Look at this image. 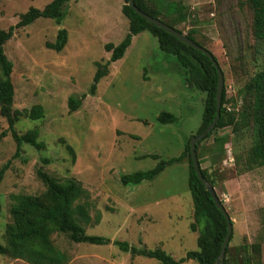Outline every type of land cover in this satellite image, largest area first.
Wrapping results in <instances>:
<instances>
[{
	"label": "rangeland",
	"instance_id": "obj_1",
	"mask_svg": "<svg viewBox=\"0 0 264 264\" xmlns=\"http://www.w3.org/2000/svg\"><path fill=\"white\" fill-rule=\"evenodd\" d=\"M50 1L0 0V29L16 24L30 7L41 10ZM157 1L186 8L185 21L175 28L184 34L196 31V40L221 67L226 98L234 99L226 106L239 110L238 90L264 67V51L253 53L254 43L248 37V9L239 0H151ZM123 4L124 0H69L60 25L38 17L15 28L4 43L12 63V110L25 111L37 104L43 109L40 119L20 116L14 129L22 134L37 128L45 148L36 150L23 143L21 154L13 158L15 142L0 115V166L9 160L0 182V243L5 242L4 228L10 221L11 195L41 193L44 185L36 171L42 169L61 180L79 181L91 205L80 216L85 233L110 239L103 244L76 243L53 233V244L69 256L65 264H158L154 258L131 256L111 240L161 248L179 264H198L185 259L187 251L197 249V233L189 229L193 211L186 162H172L138 185H122L119 175L150 169L159 159L178 156L200 125L204 94L189 85L175 57L160 50L148 31L132 36L123 56L108 65L95 93H88L96 63L109 59L104 45L118 44L128 32ZM61 27L67 31V41L57 52L47 48L46 42H53ZM71 96H83L73 112L67 107ZM160 112L173 114L175 121L159 123ZM218 136L227 138L222 152L214 140ZM251 143L246 129H215L199 147L200 166L214 180V190L232 221L230 246L250 247L258 242V264H264V166L242 168ZM228 156L233 160L226 161ZM239 252L242 255L243 250ZM0 264L29 263L0 254Z\"/></svg>",
	"mask_w": 264,
	"mask_h": 264
},
{
	"label": "trees",
	"instance_id": "obj_2",
	"mask_svg": "<svg viewBox=\"0 0 264 264\" xmlns=\"http://www.w3.org/2000/svg\"><path fill=\"white\" fill-rule=\"evenodd\" d=\"M68 1L51 0L41 10L30 7L24 14L20 15L16 24L9 26L6 30L0 29V115L6 119L8 129L15 142L13 158L21 154L23 143L31 145L36 150L45 148L44 142L38 139L39 132L37 128L28 129L22 134L17 133L14 129V123L20 116L33 120L40 119L43 116V109L37 104L25 111L12 110L14 96L11 81L12 63L6 57L3 45L10 39L15 28L24 27L38 17L54 19L56 24L60 25ZM133 1L141 11L159 18L173 28H175V24L186 19V8L180 3L168 2L163 4L160 1L151 2V0ZM239 2L244 4L250 13L248 37L254 43L253 53L263 52L264 0H239ZM121 11L128 20V32L118 44L107 43L104 45L105 51H110V56L104 64L96 63L88 93L91 95L95 93L97 83L108 73V65L123 56L126 48L131 43L132 36L141 31H148L156 38L160 50L175 57L178 65L183 68L185 79L189 85L204 95L202 97L203 108L200 125L196 132L186 139L181 153L176 157L169 158L168 161L159 159L156 165L150 169L120 174L119 183L122 185H138L142 181L153 179L166 165L172 162L185 161L187 187L191 196L193 211V220L189 224V229L197 233V249L187 251L185 259L194 260L198 264H215L227 231V224L223 214L216 207L209 192L194 172L190 157L189 139L202 132L215 115L216 70L206 55L184 44L175 36L147 22L135 13L128 5V0H124ZM175 29L181 32L179 29ZM195 33L196 31L191 29L185 35L199 46L206 48L203 43L196 40ZM66 41L67 31L61 27L57 29L54 41L46 42V47L58 52L62 50ZM238 94L241 98V106L239 110L235 111L233 108L226 106L229 101L234 103V99L226 98L225 86L223 87L220 113L215 127L196 143L195 150L199 166L201 164L199 147L202 142L215 129L226 126H231L233 132L246 129L251 134L252 143L242 157L243 170L264 166V67H259L254 71L238 90ZM81 97L83 96L67 98V107L70 112L78 109ZM156 119L159 123H172L175 121V116L169 112H160ZM226 139L225 136L214 138L215 142L219 144L218 151H223ZM66 148L70 152L73 151L69 145H66ZM211 151L212 149L208 150V152ZM151 156L158 158L154 154ZM8 165L9 160L0 166V182ZM200 170L203 177L214 188V180L201 166ZM36 173L44 185V190L41 193L11 195L10 221L4 228L5 242L4 244L0 243L1 255L22 259L29 264H65L68 262L69 256L53 244L51 239L53 233H62L76 243L103 244L110 242L109 238L85 233L80 216H85L91 205L88 201V191L79 184V181L70 177L61 180L42 169H37ZM220 200L223 203V200ZM230 222L232 225L231 219ZM232 237L231 233L221 264H258L260 258L259 243H253L250 247L242 244L241 248H232L230 246ZM111 243L118 246L122 251L129 252L131 256L142 255L154 258L158 261V264H179L178 260L161 248L136 247L127 241L121 240H111ZM240 249L243 250L242 255L239 252Z\"/></svg>",
	"mask_w": 264,
	"mask_h": 264
},
{
	"label": "water",
	"instance_id": "obj_3",
	"mask_svg": "<svg viewBox=\"0 0 264 264\" xmlns=\"http://www.w3.org/2000/svg\"><path fill=\"white\" fill-rule=\"evenodd\" d=\"M128 5L134 10L135 13H137L139 16L144 18L147 22L162 28L164 31L175 36L177 39H179L184 44H186V45L198 50L199 52L203 53L204 55H206L216 70L217 87H216V95H215V115H214L212 121L208 124V126H206V128L202 132H200L199 134H197V135H195L189 139V150H190L191 163H192L194 172L196 173L198 179L203 184L204 188L209 192V194H210L214 204L216 205V207L223 214L225 221H226V224H227V231H226L225 237L223 239L218 257H217L216 262H215V264H221L223 256H224L225 247L228 243V239H229V236H230L231 231H232L231 222H230L229 215H228L223 203L221 202L218 195L216 194L214 188L203 177L201 170H200V166H199L198 161H197L196 150H195L196 143L199 140H201L203 137H205L211 130L214 129L215 124L219 118L220 105H221V93H222L223 84H224L223 73H222L221 67H220L217 59L214 57V55L208 49L199 46L196 42L189 39L184 33L179 32L178 30H176L172 26L167 25L166 23L161 21L159 18H155V17L141 11L139 8L136 7L133 0H128Z\"/></svg>",
	"mask_w": 264,
	"mask_h": 264
},
{
	"label": "built area",
	"instance_id": "obj_4",
	"mask_svg": "<svg viewBox=\"0 0 264 264\" xmlns=\"http://www.w3.org/2000/svg\"><path fill=\"white\" fill-rule=\"evenodd\" d=\"M233 157L232 156H228L226 161H232Z\"/></svg>",
	"mask_w": 264,
	"mask_h": 264
}]
</instances>
